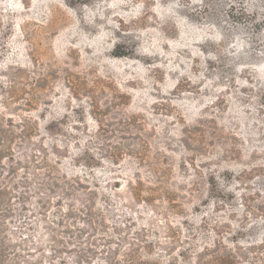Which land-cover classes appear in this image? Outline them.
Wrapping results in <instances>:
<instances>
[{
    "label": "rangeland",
    "instance_id": "374dc122",
    "mask_svg": "<svg viewBox=\"0 0 264 264\" xmlns=\"http://www.w3.org/2000/svg\"><path fill=\"white\" fill-rule=\"evenodd\" d=\"M152 3L0 0V264H264V0Z\"/></svg>",
    "mask_w": 264,
    "mask_h": 264
},
{
    "label": "bare ground",
    "instance_id": "6f19581e",
    "mask_svg": "<svg viewBox=\"0 0 264 264\" xmlns=\"http://www.w3.org/2000/svg\"><path fill=\"white\" fill-rule=\"evenodd\" d=\"M109 1V0H108ZM153 0H145V4L143 5V7L141 8L140 10V13H141V19L142 22H144L146 24V26H149V27H156L158 30L160 31H165V32H168V22L167 21H164V19L162 18V13H163V10L160 9L159 7L157 6H153V3H152ZM133 2V1H132ZM139 3H140V0H139ZM132 5V4H131ZM120 8H127V5L125 4H121L119 6ZM99 8H101V10H103V12L105 14H109V13H113V15L109 18V22H107L105 24V29H109V30H113L115 32H117L118 30L115 29V25L113 24V21H119V22H122V18L121 16H119L117 13H116V10H117V7L116 6H111L109 5L106 1L104 3H101L99 5ZM120 10V9H119ZM129 11V10H128ZM139 13V14H140ZM166 13V12H165ZM100 14V13H98ZM96 13V21H103L105 18H103V14L101 15H98ZM131 15V14H130ZM166 17V16H165ZM127 18V17H126ZM140 18V17H139ZM135 19V18H133ZM138 19V18H137ZM169 19V17H168ZM129 20V18L127 19ZM139 20V19H138ZM141 22V21H140ZM127 23V21H126ZM138 24V22H136ZM173 23V22H172ZM121 26L127 28V25H124V24H121ZM132 26V25H131ZM134 28V27H133ZM156 30V29H154ZM129 33H132V32H129ZM154 33V32H153ZM153 35V34H152ZM143 36V35H142ZM146 36V35H145ZM149 36V35H148ZM165 36V35H164ZM110 37H106L105 40H108L110 39ZM149 38V37H148ZM167 38V37H166ZM176 38V37H175ZM147 39V38H146ZM162 41H163V38L161 37ZM175 40V39H174ZM161 41V42H162ZM169 41V39H168ZM145 43V42H144ZM163 43V42H162ZM165 43V42H164ZM69 45V44H68ZM152 47V46H151ZM161 48V47H160ZM176 48L179 49L178 45H176ZM158 49V48H157ZM163 49V48H162ZM177 49H176V52H177ZM67 50V49H65ZM147 50V49H146ZM160 50V49H159ZM73 52V51H72ZM145 53V52H144ZM155 53V51L153 52ZM71 54V53H70ZM167 54V53H166ZM66 55V54H64ZM163 55V54H162ZM68 57V55H66ZM72 56V55H71ZM68 59V58H67ZM262 66V65H261ZM259 68V67H258ZM147 69V68H146ZM153 69V68H152ZM162 69V68H161ZM261 69V68H260ZM263 69V68H262ZM259 71V70H257ZM264 71V70H263ZM147 72V70H146ZM149 72V71H148ZM261 73V72H260ZM145 76V75H144ZM143 76V77H144ZM147 76V75H146ZM264 76V75H262ZM145 78V77H144ZM135 81V80H134ZM219 113V112H218ZM226 114V113H225ZM228 116V114H226ZM218 116V115H217ZM221 116V115H220ZM231 124V123H230ZM219 125V124H218ZM237 125V124H236ZM219 127V126H218ZM224 128V127H223ZM222 128V129H223ZM231 130V129H230ZM233 133V132H232ZM235 134V133H233ZM222 135V134H221ZM223 137V136H222ZM228 137V136H227ZM233 137V136H232ZM234 141V140H233ZM229 143V141H228ZM234 147V146H233ZM229 149V148H228Z\"/></svg>",
    "mask_w": 264,
    "mask_h": 264
},
{
    "label": "trees",
    "instance_id": "16d2710c",
    "mask_svg": "<svg viewBox=\"0 0 264 264\" xmlns=\"http://www.w3.org/2000/svg\"><path fill=\"white\" fill-rule=\"evenodd\" d=\"M203 252L208 253V248H203ZM124 260L122 262L118 263L114 258H111L110 260H107L106 258H102L103 262H106L107 264H145L144 261H142L135 253L129 252L124 255ZM218 264H233L234 263V256L230 255V257L224 258L221 256H216L214 258ZM200 264H211L209 261H202Z\"/></svg>",
    "mask_w": 264,
    "mask_h": 264
},
{
    "label": "flooded vegetation",
    "instance_id": "af4514ba",
    "mask_svg": "<svg viewBox=\"0 0 264 264\" xmlns=\"http://www.w3.org/2000/svg\"><path fill=\"white\" fill-rule=\"evenodd\" d=\"M160 1V0H159ZM215 36H217V33H214Z\"/></svg>",
    "mask_w": 264,
    "mask_h": 264
}]
</instances>
